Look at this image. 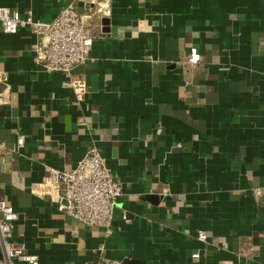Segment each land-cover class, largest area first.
I'll return each mask as SVG.
<instances>
[{"label":"crops","instance_id":"obj_1","mask_svg":"<svg viewBox=\"0 0 264 264\" xmlns=\"http://www.w3.org/2000/svg\"><path fill=\"white\" fill-rule=\"evenodd\" d=\"M71 2L94 7L0 5L49 21ZM96 4L108 13L87 17L89 57L69 76L34 62L27 28L0 31L9 87L0 142L25 137L0 153V197L18 212L11 240L39 264L100 254L120 264H264V0ZM93 141L121 181L110 233L58 211L55 191L37 187L45 166L73 167Z\"/></svg>","mask_w":264,"mask_h":264},{"label":"built area","instance_id":"obj_2","mask_svg":"<svg viewBox=\"0 0 264 264\" xmlns=\"http://www.w3.org/2000/svg\"><path fill=\"white\" fill-rule=\"evenodd\" d=\"M90 12H81L75 3L62 7L49 21L32 17L31 11L21 14L16 8L0 5V31L15 33L18 28H27L35 37L31 44L33 59L44 71L62 73L69 76L71 70L83 64L89 57L93 35L87 17L98 13H108L106 5L96 4ZM198 59L194 48L190 49L188 61ZM76 83V80H71ZM9 87L4 84V75L0 69V107L8 102ZM24 134L16 135L14 148L0 142V153L10 154L24 143ZM37 187L46 192L53 189L57 196L56 208L76 221L87 226H97L111 232L116 199L121 195V181L112 174L99 146L93 141L79 157L73 167L56 168L45 166L42 181ZM124 221L127 215H121ZM18 218L13 205L0 197V264H39L36 253L28 252L20 243L10 238L11 229ZM196 237L206 240V234L197 230ZM192 259L199 257L198 251L191 253ZM60 264H70L62 262ZM84 264H120L117 259L100 254Z\"/></svg>","mask_w":264,"mask_h":264},{"label":"water","instance_id":"obj_3","mask_svg":"<svg viewBox=\"0 0 264 264\" xmlns=\"http://www.w3.org/2000/svg\"><path fill=\"white\" fill-rule=\"evenodd\" d=\"M118 199V198H117Z\"/></svg>","mask_w":264,"mask_h":264}]
</instances>
